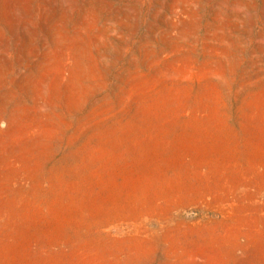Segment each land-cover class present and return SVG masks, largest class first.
Masks as SVG:
<instances>
[{"label":"rangeland","instance_id":"374dc122","mask_svg":"<svg viewBox=\"0 0 264 264\" xmlns=\"http://www.w3.org/2000/svg\"><path fill=\"white\" fill-rule=\"evenodd\" d=\"M0 264H264V0H0Z\"/></svg>","mask_w":264,"mask_h":264}]
</instances>
